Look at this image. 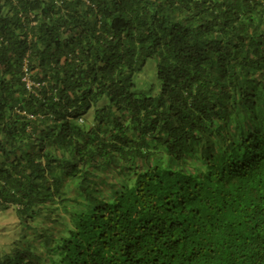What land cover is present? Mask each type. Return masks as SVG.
I'll return each mask as SVG.
<instances>
[{"label": "trees", "instance_id": "16d2710c", "mask_svg": "<svg viewBox=\"0 0 264 264\" xmlns=\"http://www.w3.org/2000/svg\"><path fill=\"white\" fill-rule=\"evenodd\" d=\"M8 213L0 264H264V0H0Z\"/></svg>", "mask_w": 264, "mask_h": 264}, {"label": "rangeland", "instance_id": "374dc122", "mask_svg": "<svg viewBox=\"0 0 264 264\" xmlns=\"http://www.w3.org/2000/svg\"><path fill=\"white\" fill-rule=\"evenodd\" d=\"M149 66L152 64L151 61L149 62ZM146 79H153L154 78V71L148 69L146 74L142 76ZM16 218L12 213L8 214H0V250L4 244H7L8 242L12 241L6 233L9 230H11L13 227L16 226Z\"/></svg>", "mask_w": 264, "mask_h": 264}]
</instances>
